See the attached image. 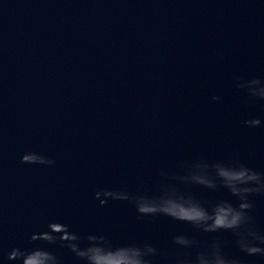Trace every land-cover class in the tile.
Here are the masks:
<instances>
[{
    "label": "water",
    "instance_id": "water-1",
    "mask_svg": "<svg viewBox=\"0 0 264 264\" xmlns=\"http://www.w3.org/2000/svg\"><path fill=\"white\" fill-rule=\"evenodd\" d=\"M33 262L264 264V0H0V264Z\"/></svg>",
    "mask_w": 264,
    "mask_h": 264
},
{
    "label": "clouds",
    "instance_id": "clouds-1",
    "mask_svg": "<svg viewBox=\"0 0 264 264\" xmlns=\"http://www.w3.org/2000/svg\"><path fill=\"white\" fill-rule=\"evenodd\" d=\"M217 224L222 226L223 225V220L218 219L217 220ZM252 251H259V249H252ZM33 264H36V262H33Z\"/></svg>",
    "mask_w": 264,
    "mask_h": 264
}]
</instances>
